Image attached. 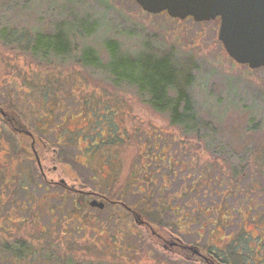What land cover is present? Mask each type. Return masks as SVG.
<instances>
[{
    "label": "rangeland",
    "instance_id": "374dc122",
    "mask_svg": "<svg viewBox=\"0 0 264 264\" xmlns=\"http://www.w3.org/2000/svg\"><path fill=\"white\" fill-rule=\"evenodd\" d=\"M219 26V19L199 23L192 17L178 20L165 12L146 13L134 0H0V98L12 97L25 120L34 111L42 119L57 112L63 128L59 132L74 146L66 147L62 162L58 161L61 150L56 161H52V147L40 151L41 159H49L44 169L48 179L64 180L73 190L64 192L45 184L39 188L40 176L34 178L32 191L29 187L35 197L32 211L41 212L23 223L21 233L38 243L45 255L54 254V259L67 264H199L150 240L123 209L95 210L82 204L74 219L67 214L72 199L78 196L74 190L110 188L112 166L118 174L112 190L124 188L146 159L141 141L158 138V146L168 148V158L177 146L179 184L174 187L160 173L154 177L153 190L169 184L162 197H175L176 189L182 196L180 206L167 205L165 220H179L187 243L204 249L235 244L244 249L242 257L247 263L264 264V68L233 61L219 40ZM60 30L70 39V54L54 53L42 59L21 48L19 42H3L19 40L24 45V40H33L37 33ZM152 47L171 51L182 68L180 79H193L194 108L205 122L198 130L187 133L172 123L170 113L157 111L149 96L134 84L114 82L108 66L111 51L137 57ZM89 50L94 51L100 66L85 63ZM185 59L194 63L187 65ZM106 122L109 134L117 138L108 146L101 137ZM46 136L55 140L53 135ZM171 139L172 149L168 146ZM30 144L28 137H15L0 125V177L9 174L11 160L25 146L28 151L17 168L40 171ZM27 153L31 155L27 157ZM75 154L87 168L71 159ZM104 161L109 167L102 169ZM54 165L57 169L53 171ZM4 186L0 192L6 209L0 217L14 206ZM158 196L154 192V203ZM139 198L141 195L123 199L132 204ZM52 208L56 212L50 213ZM75 219L84 222V229H72ZM3 235L7 237L8 232Z\"/></svg>",
    "mask_w": 264,
    "mask_h": 264
},
{
    "label": "trees",
    "instance_id": "16d2710c",
    "mask_svg": "<svg viewBox=\"0 0 264 264\" xmlns=\"http://www.w3.org/2000/svg\"><path fill=\"white\" fill-rule=\"evenodd\" d=\"M4 36L2 35L3 38ZM24 41L26 45H23L19 40H4L3 42L14 44L19 42L20 47L22 46L21 48L24 50L30 49L35 56L42 59H46L54 53L56 55L71 53L69 47L70 39L62 30L56 34L37 33L33 40ZM158 49V47L149 48L148 52L142 53L137 57H122L117 55V50L111 51L112 61L108 66L109 71L112 73V78L117 83L125 81L134 84L138 90L149 96V102L157 111L169 112L172 123L180 125L187 133L198 130L199 126L204 125L205 122L200 120L194 108L190 89L193 79L191 77L180 79L182 74L180 62H178L171 51L165 52L164 50V52H159ZM87 52H89V57L84 58L85 63L100 66L101 64L97 62L96 59L98 58L94 51L89 50ZM184 61L187 65L194 63V60L190 59H185ZM14 108L13 113L16 119L22 118L23 115L20 108ZM208 124L210 123L208 122ZM22 144H27V142L23 141ZM26 151H28L26 146L25 148L20 147L17 151V156L11 160L9 174L5 178L3 176L0 177V189L4 186L5 179V192H9L7 197L14 204L7 216L3 215V217H0V264H7L4 261H8L9 264H67L60 261L58 257L54 259V254L45 255V250L38 243L30 240L26 232L21 233L23 223L28 219H33L34 215L41 212L39 209L38 211L35 210L34 213L32 211L35 197L30 192V188L33 186L34 178L42 177V174L40 171L38 172L28 166L26 170L18 169V162L26 156ZM30 155V153H27V157ZM22 195L24 198L21 201L18 200V197ZM2 200L5 199L2 197L1 190L0 212L5 210L1 205ZM72 202L73 206L67 214L74 219L76 217L75 214L81 211L83 205L79 203L78 198H73ZM56 209H50V213L56 212ZM30 210L32 212L27 216L26 213ZM159 221L161 227H163L162 224L164 223H162L161 218L158 219ZM83 225H85L84 222L75 219L72 225L74 228L72 229L79 231L84 229ZM5 231L8 232L7 237L3 235ZM131 233L136 235L135 231H131ZM144 236V241H148L146 236ZM40 237L44 236L40 233Z\"/></svg>",
    "mask_w": 264,
    "mask_h": 264
},
{
    "label": "flooded vegetation",
    "instance_id": "af4514ba",
    "mask_svg": "<svg viewBox=\"0 0 264 264\" xmlns=\"http://www.w3.org/2000/svg\"><path fill=\"white\" fill-rule=\"evenodd\" d=\"M217 19L220 20V18ZM5 97V101L0 98V125L6 128V131H12L15 137L23 135L31 140L30 148L34 152L37 162L38 159L41 162V164L38 162V167L40 173H42L43 180L38 182V187L42 188L45 184L47 187H54V189L55 187H61L64 192L66 190H70L71 188H69L64 180L57 181L48 179L47 173L44 172V169L46 162H48L49 159H45L46 157L44 159L40 158V151L46 152L52 147L50 149L53 155L52 161H56V155L62 153L58 160L62 162V156H64V153L66 154V147L74 148L73 145L66 141L65 134L61 131L59 132V129L63 128H60V122H57L60 118L57 116V112H53L51 116L46 119L35 117V114L39 111H34L32 116L29 117L30 119L25 120L20 117L16 119L13 111L15 109L14 107H19L14 104L12 97L7 94ZM90 120L92 121L93 118H90ZM89 125L91 124L89 123L85 126L89 127ZM109 127V122H106L104 128L102 129L101 137L105 139V146L113 144L117 139L113 134H109ZM85 129L86 127L83 130ZM118 134L119 133H116V135ZM46 135H53L52 139L55 140H51ZM155 140V142H153V140L148 142L147 140L141 141L140 146L144 147V153L142 155H144V158L146 159H144L142 167L134 170L133 176L130 177L124 188L120 191L112 190L113 184L118 182L117 170L115 166H112L109 169L110 172L108 175L111 185L110 188L105 191L99 190L97 192L85 190L84 188L74 190V193L78 194L77 198L79 196L81 197L79 199V203L81 205H88L91 201L97 200L98 202L102 201L105 204V207L99 208L90 204L95 210H108L110 209V206L119 210H125L126 214H128L130 218V222H134V224H136L139 228H144L145 234L150 238V240H157V243L167 252L169 251L178 256L180 255L187 262L191 261L199 264H250V262L247 263L248 260L245 261L242 257L244 255V249L242 247H236L235 244L232 245L231 243H228L223 246L216 244L204 249L203 246L200 247L195 244L187 243L186 239L183 237L185 234L181 230L183 226L180 224L179 220H176V222H168V220H165V216L168 213L166 210L167 205L172 208L178 207L182 204L181 193H178V189L175 188V197L167 199L162 197V195L169 190L170 185L166 184L164 187L159 186L157 191H154L152 184L156 183V179H154L155 175L161 173L163 179L171 180L174 183L173 186L176 187L177 184H179L178 178H176V175L179 172L177 169L179 168V161L177 158L178 156H175L177 153V146L171 151V158H168V148H166L165 145L160 148L158 146L159 139L155 138ZM153 143H155V146H152ZM168 146H170L171 149L174 147L172 139L169 141ZM38 147H41V150H39ZM165 158L166 160L164 161ZM71 159L75 161V163L77 162L86 168L88 166V164L77 160V154H75V157H71ZM105 166H107V168L109 167L107 161L102 163V169ZM162 168L164 170L161 172ZM56 169L57 166L54 165L53 171ZM81 183L82 185L85 184V182ZM71 190H73V188ZM154 192L159 195L156 197L157 202L155 203L153 201ZM134 195H141V198H139L136 202L133 201L132 204H130V202L127 203L123 199L124 197H132ZM1 205L3 206V209H6L5 200H2ZM155 211L160 212V214ZM159 218H161L162 223H164L162 224L163 227H161L160 221L158 222ZM173 227L177 228V232H175ZM135 234H137V232ZM261 259L263 258L261 257Z\"/></svg>",
    "mask_w": 264,
    "mask_h": 264
},
{
    "label": "water",
    "instance_id": "95a60500",
    "mask_svg": "<svg viewBox=\"0 0 264 264\" xmlns=\"http://www.w3.org/2000/svg\"><path fill=\"white\" fill-rule=\"evenodd\" d=\"M134 1L146 13L165 12L178 20L192 17L202 23L220 18L218 37L230 58L251 68H264V0ZM90 204L105 207L102 201L93 200Z\"/></svg>",
    "mask_w": 264,
    "mask_h": 264
}]
</instances>
